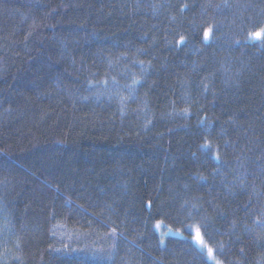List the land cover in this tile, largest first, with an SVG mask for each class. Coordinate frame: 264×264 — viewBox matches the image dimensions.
<instances>
[{"label": "trees", "instance_id": "1", "mask_svg": "<svg viewBox=\"0 0 264 264\" xmlns=\"http://www.w3.org/2000/svg\"><path fill=\"white\" fill-rule=\"evenodd\" d=\"M263 27L264 0H0V264H213L191 226L264 264Z\"/></svg>", "mask_w": 264, "mask_h": 264}, {"label": "rangeland", "instance_id": "2", "mask_svg": "<svg viewBox=\"0 0 264 264\" xmlns=\"http://www.w3.org/2000/svg\"><path fill=\"white\" fill-rule=\"evenodd\" d=\"M259 32L261 33L260 36H264V27L261 28L260 30L256 31L254 33V35H252V37H257L255 34ZM205 33H207V36H205ZM209 35H210V30L207 29L205 30L204 32V40H208L209 38ZM259 36V37H260ZM155 229L160 233L161 236H164V235H174V236H180V237H184L185 234L182 232V231H174V230H171L167 227H165L161 222H157L155 223L154 225ZM190 240L191 242L198 248L200 249L201 251H203L206 255V258L211 261L213 264H222L221 262H219L213 255L212 253V249L204 242V240L202 239L201 237V234L198 230V228L196 226H191L190 228ZM199 237V238H198Z\"/></svg>", "mask_w": 264, "mask_h": 264}, {"label": "snow or ice", "instance_id": "3", "mask_svg": "<svg viewBox=\"0 0 264 264\" xmlns=\"http://www.w3.org/2000/svg\"><path fill=\"white\" fill-rule=\"evenodd\" d=\"M255 35H256L257 37H259V36L261 35V33L257 32ZM205 36H207V33H205ZM198 238H199V237H198Z\"/></svg>", "mask_w": 264, "mask_h": 264}]
</instances>
